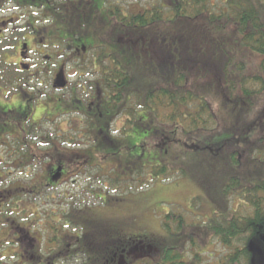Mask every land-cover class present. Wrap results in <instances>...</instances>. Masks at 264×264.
I'll return each instance as SVG.
<instances>
[{
	"label": "trees",
	"instance_id": "obj_1",
	"mask_svg": "<svg viewBox=\"0 0 264 264\" xmlns=\"http://www.w3.org/2000/svg\"><path fill=\"white\" fill-rule=\"evenodd\" d=\"M96 16L93 24L83 14L80 24L66 27L67 33L81 31L83 44L99 41L96 63L82 64L81 72L95 76L87 90L94 95L102 92L100 101L106 103L108 117L83 121L74 117L66 123H50L56 129L47 131L38 129L42 123L34 120L23 131V140L14 143L15 138L10 141L7 135L16 131L20 115L6 109L13 121L7 124L5 110L0 111V143L9 142L7 149L13 153L6 161L13 166L9 170L18 167L22 172L39 159L36 142L45 141L55 150L41 154L40 162L46 163L39 174L43 183L16 180L7 191H0L8 197L0 195L1 261L10 258L3 256L6 253L18 258L17 264H53L52 259L60 257L58 250L65 249L73 251L69 261L83 255L81 264H136L146 259L151 264H192L185 260V244L194 247L199 262L201 245L216 238L233 249L221 264H259L257 248H264V0H140L128 13L110 9L108 24L106 16ZM81 86L85 91L84 82ZM52 109L53 105L44 104L38 115L44 118ZM111 118L124 120L120 134H112ZM85 130L89 137L82 147L84 155L72 161L76 168L84 166L82 175L100 167L98 158L114 156L123 162L112 173L103 171V176L94 178L104 181L90 191L100 201L97 207L111 202L122 206L124 198L116 195L123 190L121 184L134 178L141 184L148 169L154 172L146 173L151 181L162 182L169 175L192 179L214 205L215 216L208 223L188 225L182 216L168 212L161 223L165 236L158 240L129 232L126 236L99 232L95 223L107 228L113 224L92 218L91 213L90 227L89 221L78 217L84 207L69 205L57 224H49V232H44L48 237L41 234L39 239L40 245L44 240L55 245L49 251L53 258L39 254L37 247L21 259L15 229L27 222L30 228L31 221H25L28 209L18 211L17 202L26 198L33 207L37 195L59 185L69 171L61 169L65 160L55 157L61 158L55 142L73 144L62 133L83 135ZM28 132L33 134L30 140ZM87 137L101 141L92 148L89 143L94 141ZM131 188L126 185L124 192L131 193ZM232 197L239 201L238 211L251 209V213L236 216ZM13 215L19 220L10 221ZM45 215L49 222L55 213Z\"/></svg>",
	"mask_w": 264,
	"mask_h": 264
},
{
	"label": "rangeland",
	"instance_id": "obj_2",
	"mask_svg": "<svg viewBox=\"0 0 264 264\" xmlns=\"http://www.w3.org/2000/svg\"><path fill=\"white\" fill-rule=\"evenodd\" d=\"M138 1L140 0H113L110 4L116 5V3H119L120 7L123 6L124 8H127L133 7L135 4H137ZM5 10H10V7H6ZM10 14L12 13H5L4 16ZM105 41H108V39L106 38ZM59 49L60 51H63L64 47L61 46ZM41 79H44V77ZM71 80L72 82H75L76 76L72 77ZM89 80L94 81V78L90 77ZM30 85L35 86L38 85V83H36L34 79L32 84ZM28 89L29 88L26 89V91L28 92L26 94L28 96H33L34 93L29 91ZM80 91L81 90L78 91V96L83 95V100L87 99V95L82 93L84 91ZM63 94L65 96L69 95L68 91ZM40 103V106L44 104L46 106L52 105V102L46 100H42ZM3 117L5 118L7 124H11L13 122L7 112ZM46 118H49V120L54 119L53 116L48 117L47 115H45L43 120L41 121L42 124L38 127V129L45 131L49 129H56L54 125H50V122L46 121ZM65 119L67 118L62 117L55 120L57 123H66L67 120ZM123 122L124 120L122 119L120 122H114V119L111 118V132L113 135L116 132L120 134L119 130H122L121 128L124 124ZM15 126L16 131L15 129L13 130L14 132L11 133V138H15V140H13L14 143H18L25 137L23 131L28 130V127L25 123V119H22L21 117H17ZM65 128V124H63L62 129ZM77 138L78 139L75 138V142L73 144L69 145H61L59 142H55V144L58 145L56 153L61 158L57 156L55 157L58 160H65V163L63 166H61V169H65V167H67V170L69 171L59 181V185L56 188H46L45 191H43V195H37L35 200H33V207L30 205V201L26 198H24L22 201L17 200L18 206L16 208L18 209V211L28 209L26 212H24V215L29 217L28 219L31 221L30 227L35 228H32V230L35 231V234H32L35 239L39 240L41 234H45V236H47L46 233L49 232V224H57V221L60 219L61 212H69V208L71 205H73V208L84 207L81 209L82 217H78L84 221H89L90 227L91 224L94 223L90 222L89 215L91 213H93L92 218H98L97 220L99 221L113 224L111 228H107L95 223L94 226L99 232L108 231L113 234L116 233L119 236H126V232H129L128 234L130 236L138 237L145 235L150 236L151 238H157L158 240L160 239V236H165V233L162 231L161 223L163 224L164 216L168 214V212L170 214L172 213L182 216L188 225H202L205 222L208 223L210 219L215 216L213 212L214 209L211 206L213 204L210 202L208 197L206 198L204 196L201 188L193 183L192 179L169 175L162 182L157 179L156 181H151L150 175V178L147 179L148 175L146 173L153 174L154 172L152 170L150 172L148 169H145V176L140 177V180L142 179L143 181L141 184L137 182L138 178L131 179L130 182L126 184H121L120 189L123 188V190L121 189L122 191L117 192L116 195H118L119 198H124V201H122V206L121 204L114 205V203L111 202L107 204H101L99 207H97V204L99 205L100 201L92 196L90 194V191L98 190L97 188L101 187V184L103 185L104 181H102L101 179L102 182L100 181L98 183V181L94 180V178L98 179L100 176H103V171L109 172V174L112 173L118 167H122L121 163L123 162L122 160L117 159L114 156L104 158L103 160H100V158H98L97 161L100 167L96 168L93 171L87 170L86 174L82 175L85 169L84 166L76 168V166L72 165V161L76 156L84 155V153L82 152V147L85 145V142L87 140L84 139V137L81 135H79ZM43 139L44 136L41 137V140ZM89 141H94L90 142L89 144L91 145L89 146L92 147L93 145L95 148L94 143L98 144L101 140L96 138L95 140ZM50 146L51 145L49 143H46L45 141H43V145H40L39 142H36L34 144V147H37L38 152H40L39 159L34 161L29 169H26L22 172L21 170H18V167L9 170L10 167H13L12 165L6 163V161L9 160L8 156H10L9 150L5 149V152H7L6 154L3 150L0 149V177H2V179H0V191H7L8 185L16 180H18L21 184L43 183V180L39 174L41 173V170L46 167V163L43 164L40 162L42 161L41 159H43L41 154L42 152H46L47 154H52L53 152L55 153V150H53ZM14 160L15 159H13L12 161ZM17 160V162H19V158ZM69 161L71 162L69 163ZM50 163L51 159H49L47 166L50 165ZM126 185L132 187L130 189L131 193L128 192L129 194L124 192V188ZM235 197L230 198L231 206H233L234 211L236 210L237 213L235 215L240 216L251 213V209H241V211H238L236 207L238 206L239 201H237L238 197H236L237 199ZM110 205L111 207H108ZM93 207L95 208L93 209ZM46 213L51 215L52 213H55V215L52 216V220L49 222L47 221L48 218L45 219V217H47V215H45ZM38 214H40L41 217ZM32 215L33 217L30 218V216ZM18 218L19 217L17 215H13L10 217V221L16 220ZM45 231L46 233H44ZM37 243V241H34V244L39 247V254L40 252H42L43 255L44 253H49V251H51V249H54L55 247V245L53 244L46 245V240L42 241V245ZM66 246L64 248H66ZM194 250V247H191L190 243L185 244V260L187 263L192 262V264H221V262L224 261L227 256L233 251L232 248L225 247L220 244L219 240H217L216 238H212V240H208L201 245L200 249L197 251V253L199 254V262L195 260ZM58 252L60 253V257H58V260L56 261L55 259H52L53 256L49 253V260L52 259L53 264H81L84 259L83 255H79L77 257L79 261L77 260V258L69 261V253L73 251L66 252L65 249H61V251L58 250ZM5 255L9 256L10 258L5 260L3 259L2 264H17L18 258L11 257V254H3V256ZM257 255L259 264H264V248L262 246H258ZM149 260L150 259H146L145 261L136 264H151L152 262H148ZM157 260H159V258H156V261Z\"/></svg>",
	"mask_w": 264,
	"mask_h": 264
},
{
	"label": "flooded vegetation",
	"instance_id": "obj_3",
	"mask_svg": "<svg viewBox=\"0 0 264 264\" xmlns=\"http://www.w3.org/2000/svg\"><path fill=\"white\" fill-rule=\"evenodd\" d=\"M111 1L113 0H0V111L6 112V109L11 108L16 117L20 115L25 119L27 127L32 125L34 120H43L42 116L38 115L41 108L39 101L42 100L50 101L54 106L49 113L44 110L48 113L47 116L54 117L53 120L46 119L50 123H57L55 119L62 117H66L67 121L74 117H78L80 121L108 117L110 112L104 111L106 103L100 101L102 92L98 91L94 95L87 90L89 86L94 85L95 76L88 71L81 72L82 64L91 60L96 63L99 41H94L91 45L83 44L84 34L81 31L67 33L66 25L70 23L71 28L76 23L80 24L83 14L88 15L90 23L93 24L97 21V13L106 16L105 24H108V12L113 7L119 8L123 13L131 10V7H120L119 3L112 5ZM6 7H10V10L6 11ZM5 13L12 14L4 16ZM61 46L64 47L63 51L59 49ZM75 76L76 80L72 82L71 78ZM43 77L44 79H41ZM90 77L94 78V81L89 80ZM34 79L38 85L31 86ZM83 82L85 91L82 93L87 95L86 103L83 95L78 96ZM27 88L34 93L33 96L26 94ZM66 91L68 96L63 94ZM73 130L75 129L70 132ZM79 132H64L62 137L75 140L79 135L84 139L88 136L87 130L83 131V135ZM7 138L12 140L11 133ZM27 138L32 139V133L28 132ZM3 145H0V149L5 152L9 142L8 145ZM0 195L4 199L8 198L2 193ZM28 218L26 216L25 221ZM28 226L27 222L25 226L18 225L15 229L19 235L17 242L21 247L19 256L21 254L20 258L23 260L28 252L37 248L34 241L40 244V240L34 238L29 230L31 227Z\"/></svg>",
	"mask_w": 264,
	"mask_h": 264
},
{
	"label": "water",
	"instance_id": "obj_4",
	"mask_svg": "<svg viewBox=\"0 0 264 264\" xmlns=\"http://www.w3.org/2000/svg\"><path fill=\"white\" fill-rule=\"evenodd\" d=\"M262 242H263V244H264V235H263V237H262Z\"/></svg>",
	"mask_w": 264,
	"mask_h": 264
}]
</instances>
